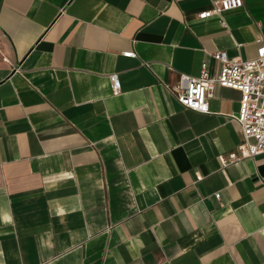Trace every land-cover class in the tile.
<instances>
[{"label": "crops", "instance_id": "1", "mask_svg": "<svg viewBox=\"0 0 264 264\" xmlns=\"http://www.w3.org/2000/svg\"><path fill=\"white\" fill-rule=\"evenodd\" d=\"M213 1L0 0V264H264V153L219 160L239 92L174 94L264 41V0Z\"/></svg>", "mask_w": 264, "mask_h": 264}, {"label": "built area", "instance_id": "2", "mask_svg": "<svg viewBox=\"0 0 264 264\" xmlns=\"http://www.w3.org/2000/svg\"><path fill=\"white\" fill-rule=\"evenodd\" d=\"M242 0H214L210 9L198 14L204 19L221 12L238 8ZM124 56L133 57L132 51ZM217 63V71L210 73L207 63L201 64L198 76L180 74L174 86L177 101L187 109L198 112L208 111V100L213 95L215 85L235 89L239 92V108L234 116L242 134L236 150L227 155H220L222 165L253 157L264 153V41L256 50V56L250 59L229 58L224 50L210 54ZM111 93L116 95L121 90L117 73L108 76ZM219 197V193L215 194Z\"/></svg>", "mask_w": 264, "mask_h": 264}, {"label": "rangeland", "instance_id": "3", "mask_svg": "<svg viewBox=\"0 0 264 264\" xmlns=\"http://www.w3.org/2000/svg\"><path fill=\"white\" fill-rule=\"evenodd\" d=\"M3 50H4V45H3V42H2L1 37H0V54Z\"/></svg>", "mask_w": 264, "mask_h": 264}]
</instances>
